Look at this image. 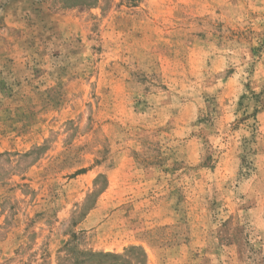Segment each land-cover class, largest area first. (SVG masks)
Listing matches in <instances>:
<instances>
[{
	"label": "rangeland",
	"instance_id": "374dc122",
	"mask_svg": "<svg viewBox=\"0 0 264 264\" xmlns=\"http://www.w3.org/2000/svg\"><path fill=\"white\" fill-rule=\"evenodd\" d=\"M142 253L264 264V0H0V264Z\"/></svg>",
	"mask_w": 264,
	"mask_h": 264
},
{
	"label": "trees",
	"instance_id": "16d2710c",
	"mask_svg": "<svg viewBox=\"0 0 264 264\" xmlns=\"http://www.w3.org/2000/svg\"><path fill=\"white\" fill-rule=\"evenodd\" d=\"M134 246L131 247V249H133ZM82 255H89V254H84L83 252H81ZM90 255H94V254H90ZM100 255L104 256V257H112V258H116L118 257L116 254H112V253H101ZM140 264H146V257L145 254L142 253V258L140 260Z\"/></svg>",
	"mask_w": 264,
	"mask_h": 264
}]
</instances>
